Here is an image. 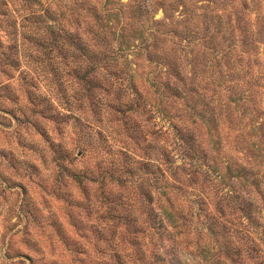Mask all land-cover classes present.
<instances>
[{"label": "rangeland", "instance_id": "obj_1", "mask_svg": "<svg viewBox=\"0 0 264 264\" xmlns=\"http://www.w3.org/2000/svg\"><path fill=\"white\" fill-rule=\"evenodd\" d=\"M219 3L236 11L237 54L244 62L237 88L246 91L248 109L220 120L217 127H200L197 121V132L207 151L219 143L223 161L232 157L253 164L248 144L264 143L250 133L252 126L264 130V0ZM96 4L98 0H0V264L112 263L106 220L110 203L139 198L141 163L157 152L158 132L167 128L164 121L176 125L197 103L208 117V109L219 111L223 90L209 84L211 71L202 54L194 74L185 58L179 61L174 81L180 75L199 79L184 97L165 94L170 117L161 115L158 103L165 101L146 83L148 71L142 67L133 75L145 114L117 111L118 90L104 81L98 88L92 83L89 91L77 76L89 59L83 63L80 51L65 37L51 35L46 25L76 29L79 14ZM161 18L159 10L156 19ZM131 124L139 129L130 130ZM119 152L128 153L132 171L124 176L134 182L124 187L111 182L107 173L122 158ZM74 174L84 176L83 182Z\"/></svg>", "mask_w": 264, "mask_h": 264}, {"label": "trees", "instance_id": "obj_2", "mask_svg": "<svg viewBox=\"0 0 264 264\" xmlns=\"http://www.w3.org/2000/svg\"><path fill=\"white\" fill-rule=\"evenodd\" d=\"M103 1L98 0L89 13L79 14L76 29L46 25L51 35L65 37L82 59H89H83L87 64L77 71L89 91L94 89L92 83L98 88L104 81L118 90L117 111L128 116L145 114L148 111L133 75L142 67L144 73L148 71L146 83L165 101L158 103L163 106L161 115L170 117L165 94L184 97L199 79L180 75L174 81L179 61L185 58L194 74L201 54L211 71L209 84L223 90L217 114L208 109V117L204 108L195 107L197 103L176 125L164 121L167 128L158 132L157 152L141 163L139 198L110 203L106 218L110 264H264V143L248 144L253 164L232 157L223 161L219 143L213 142L207 151L196 125L199 121L200 127L209 123L217 127L220 120L233 118L240 110L245 113L248 107L246 91L237 88L244 62L237 54L234 6H220L219 0H106L109 6ZM159 10L163 18L156 19ZM173 21L174 26L166 25ZM169 37H175V42ZM262 128L252 126L250 133L264 139ZM129 129L139 126L131 124ZM119 153L124 160L113 161V170L107 173L111 182L124 187L134 182L124 176L132 171L126 163L128 153ZM73 178L83 182L85 177L74 174ZM99 182L104 185L103 178Z\"/></svg>", "mask_w": 264, "mask_h": 264}, {"label": "clouds", "instance_id": "obj_3", "mask_svg": "<svg viewBox=\"0 0 264 264\" xmlns=\"http://www.w3.org/2000/svg\"><path fill=\"white\" fill-rule=\"evenodd\" d=\"M178 19H183V17H178ZM166 25L169 26V27L174 26V25H175V21H173L171 25H168L167 22H166ZM150 30H151L152 32H155V31H156L154 28H152V29H150ZM157 35H159V33H157ZM145 36L148 37V34L145 33ZM168 39H169L170 41H172V42H175V37H169ZM148 42L151 43V37H148ZM166 46H167V45H165V47H166Z\"/></svg>", "mask_w": 264, "mask_h": 264}]
</instances>
